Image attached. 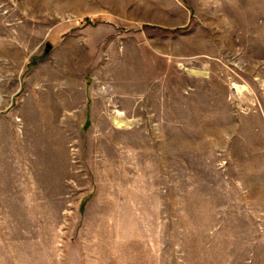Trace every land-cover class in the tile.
<instances>
[{
  "label": "rangeland",
  "instance_id": "obj_1",
  "mask_svg": "<svg viewBox=\"0 0 264 264\" xmlns=\"http://www.w3.org/2000/svg\"><path fill=\"white\" fill-rule=\"evenodd\" d=\"M0 264H264V0H0Z\"/></svg>",
  "mask_w": 264,
  "mask_h": 264
}]
</instances>
